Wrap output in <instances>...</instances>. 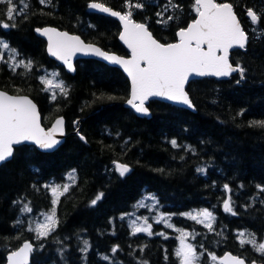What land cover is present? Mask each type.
Instances as JSON below:
<instances>
[{
    "label": "trees",
    "instance_id": "trees-1",
    "mask_svg": "<svg viewBox=\"0 0 264 264\" xmlns=\"http://www.w3.org/2000/svg\"><path fill=\"white\" fill-rule=\"evenodd\" d=\"M216 1L231 3L249 33L247 47L231 57L243 77L194 81L188 92L196 112L152 101L151 118L124 107L130 83L120 69L86 59L77 62L72 75L49 57L46 41L35 34L36 28L53 25L104 50L128 55L119 41L120 22L90 7L100 2L125 13L126 0H25L28 7L14 21L6 20L8 5L0 4V25H10L0 26V39L22 61L19 67L0 63V89L31 96L45 127L64 116L68 131L65 144L55 152L22 145L0 166V264L23 242L36 238L29 230L31 215L53 207L57 226L35 241L31 264H181L173 232L133 234L125 216L147 192L175 214L177 226L195 233L199 264H213L210 254L219 258L226 251L264 263V252L241 245L239 236L252 234L259 241L264 236V0ZM132 3L144 5L142 10L131 8L132 17L147 24L163 43L176 41L177 31L197 17L194 0ZM13 4L22 7L20 0ZM249 9L258 15L257 24L248 17ZM157 12L164 13L165 23H157ZM29 63L30 69L24 67ZM54 71L67 89L66 96L56 92L55 100L42 83L44 74ZM117 163L130 171L121 176ZM51 181L68 183L55 205ZM226 201L232 212L224 210ZM25 203L31 213L22 211ZM199 209L214 210L211 231L188 217ZM163 228L156 225L155 232Z\"/></svg>",
    "mask_w": 264,
    "mask_h": 264
},
{
    "label": "snow or ice",
    "instance_id": "snow-or-ice-1",
    "mask_svg": "<svg viewBox=\"0 0 264 264\" xmlns=\"http://www.w3.org/2000/svg\"><path fill=\"white\" fill-rule=\"evenodd\" d=\"M44 3L45 0H40ZM131 8L143 9L142 3H132V0H126ZM172 0H168L171 5ZM0 4H7L5 15L6 20L14 21L17 15H23V9L28 7L25 0H20L22 9L17 12L13 0H0ZM168 5H165L166 10ZM92 9L118 17L123 22L124 31L120 39L123 40L131 49V59H123L114 55H109L95 48L92 45H85L79 37L70 36L66 32H58L54 29H45L42 35L48 37V51L51 55L63 60L69 70L74 71L71 57L77 52H91L97 56L103 57L114 64L121 65L131 77V98L127 103L135 109L137 113H147L145 101L149 97H163L169 101L182 103L192 107V103L185 92V83L189 76H216L228 77L233 72H240L243 77V69L234 67L229 62L230 49L238 47L244 49L248 40L247 33L242 29L238 19L234 13L233 6L230 3H217L216 0H194V11L197 14L186 28L178 31L179 42L162 44L153 38L151 32L143 23H137L132 19V11L129 10L125 14L114 11L106 7L102 3H91ZM173 8H179L174 5ZM15 13V15H14ZM247 15L251 18L253 24L259 22L258 15L251 9ZM157 23H165L164 13L157 12ZM173 16H168L171 21ZM3 28H8V23H3ZM15 26L14 24L12 25ZM39 31V30H38ZM8 50L13 55L14 51L10 46L0 41V51ZM3 57L0 56V60ZM141 65H144L143 67ZM15 67H19V63H14ZM31 68V64L24 65ZM48 87L53 86V81L44 79L42 81ZM55 88L60 90L61 95H67V89L62 82L55 84ZM56 93L52 92V99L55 100ZM63 119H57L55 125L48 131H45L40 124V115L37 106L27 97H19L8 95L0 92V162H4L13 156L14 145H20L23 142H33L41 149H52L60 141L56 139V134H63ZM81 139H84L81 137ZM173 147H178L175 140L171 141ZM116 169L123 176L130 171L125 164H116ZM198 171L204 172L206 169L200 168ZM45 187H48L45 185ZM227 185L225 188L227 189ZM68 191V187L64 186L63 192L60 186L51 187V195L53 197V205L57 204L59 197ZM264 191V188H261ZM100 199V196H97ZM153 199V198H149ZM93 204L96 200H93ZM224 210L232 212L230 203H224ZM23 212L31 213L32 209L28 204H24ZM232 214L235 215L233 212ZM189 218L197 223L204 224L205 227L212 230L211 221L214 219L213 213L207 209L196 213H189ZM161 219H164L161 217ZM207 221V223H206ZM160 220H157L159 223ZM55 207L51 213L44 215L42 222H37L35 231L40 238H46L50 232L55 230L57 226ZM172 227V225H167ZM152 225L144 220L143 225L137 226L133 222V234L144 232L152 235ZM163 235V233H159ZM191 235L190 233H182L181 246L176 251V255L180 258L181 264H195L198 259L195 247L192 244H186L185 239ZM241 245L248 243L257 250L264 252V243L257 245L255 238L245 239V233H239ZM195 239V236H192ZM85 245L87 242L85 241ZM33 248L31 243H25L19 250L13 252L9 256L11 264H29V254ZM113 251H116L114 249ZM213 261L217 260L215 255L211 256ZM220 264H244L243 259L232 255H226Z\"/></svg>",
    "mask_w": 264,
    "mask_h": 264
},
{
    "label": "water",
    "instance_id": "water-1",
    "mask_svg": "<svg viewBox=\"0 0 264 264\" xmlns=\"http://www.w3.org/2000/svg\"><path fill=\"white\" fill-rule=\"evenodd\" d=\"M216 2H217V1H216ZM95 3H100V2H95ZM217 3H218V2H217ZM224 3H229V2H224ZM230 4H231V3H230ZM231 5H232V4H231ZM105 6H106V5H105ZM106 7H109V6H106ZM109 8H110V7H109ZM112 10H113V9H112ZM233 10H234V8H233ZM91 11H93L94 13H99V14H103V15H106V16H109V17H113V18L117 19V20L120 22V25H121V32H120V35H119V41H120L121 44L126 48V50L128 51L129 55L126 56V55H121V54H119V53H117V52H114V51H107V50H104L101 46H99V45H97V44H95V43L87 42V41L82 37V35H80V34H78V33H72V32H70V31L60 29V28H58V27H56V26H53V25H46V26H43V27H38V28L35 29V34H36L38 37H40V38H42L43 40L46 41V50H47V53H48L49 57H50L51 59H53L54 61H56L57 63H59V65H61V66L65 69L66 72H68V73H70V74H72V75L76 74V71H77L76 64H77V62H78V61H81V60H86V59H94V60H97V61L103 62V63H105V64H107V65H109V66H111V67H115V68L120 69V70L125 74V76L128 78L129 83H130V93H129V97L127 98V100H126L125 103H124V107L133 110V112H134L138 117H140V118H146V117H147V118H151V117H152V112H151V110H150V108H149V105H150V103H151L152 101H161V102H164V103H168V104L174 105V106H176V107H180V108H183V109H187V110H189V111H192V112H196L195 106H194V104H193V102H192V100H191V97H190V95H189V92H188V87H189V85H190L192 82L197 81V80H199V79H201V78H214V79H216V80H218V81H223V80H228L229 78H231V76H233V75H235V74H240V72H238V71H237V72H233V73H232L230 76H228V77H216V76H211V75H208V76H196L195 74H193V75L189 76L188 81L185 83V92L187 93V95H188V97H189V99H190V101H191V103H192V107H189V106H187V105H184V104H182V103H178V102H175V101H169V100H167L166 98H163V97H149L148 100L145 101V107L148 109V112H147V113H137V112L135 111V109H133V108L127 103V101L131 98V87H132V85H131V77L128 76L127 72L124 70V68H123L121 65L114 64V63H112V62H110V61H108V60H105L103 57H101V56H97V55H95V54H93V53H91V52H87V53H86V52H82V51H77V52L71 57V62H72L73 68H74V71H72V70H69V69H68L67 65L64 64L63 60L58 59L57 57L51 55L50 52L48 51V46H49L48 37L45 36V35H42L41 33H42V31L45 30V29H54V30H56V31H58V32H62V33H63V32H66V33H68L70 36H76V37H79L80 40L83 41L85 45H92L93 47H95V48H99L101 51L106 52V53L109 54V55H114V56H117V57H120V58H123V59H131V49L128 47V45H127L123 40L120 39V37H121V35L123 34V31H124L123 22H122L118 17H114V16H111L110 14L100 12L99 10H96V9H92V8H91ZM114 11H115V10H114ZM117 12H118V11H117ZM234 13H235V11H234ZM121 14H124V13H121ZM235 15H236V17H237V19H238V22H239V24L241 25L242 29L247 33L248 40H249V33L243 28V26H242V24H241V22H240V20H239V18H238V16H237L236 13H235ZM248 17H249V16H248ZM196 18H198V17H196ZM249 18H250V17H249ZM132 19H133L135 22H137L134 18H132ZM250 19H251V18H250ZM137 23H140V22H137ZM190 23H191V22H190ZM190 23H189V24H190ZM143 24H145V23H143ZM189 24H188V25H189ZM145 25H146L148 31L151 32L153 38L156 39L159 43H162V44H165V45H166V44H169V43H163V42L159 41V40L154 36L153 32L148 28L147 24H145ZM185 28H186V27H185ZM38 30H39V31H38ZM248 40H247V42H246V46H245V48H246L247 45H248ZM177 42H179L178 32H177V40H176L175 42H171V43H177ZM245 48H244V49H245ZM244 49H240V48H238V47H234V48L230 49V52H229V62H230L234 67H238V66L235 65V64H233L232 61H231L232 53H233L234 51H236V50H244ZM141 66L143 67L144 65H141ZM239 68H240V67H239ZM240 75H241V74H240ZM0 92H4V93H6V94H8V95H12V96L27 97L28 99H30V100H31V101L37 106V110H38L39 115H40V124H41V127L45 129V131L50 130V129L55 125V122H56L57 119L62 118V119H63V122H64V123H63V130H64V131H63V134L61 135V134L57 133V134H56V137H55L56 139H58V140L60 141V143L57 144V145H55L52 149H41L38 145L34 144L33 142L28 141V142H23V143L20 144V145H14V146H13V148H14L13 156H14V153H15L16 148H17V147H20V146H22V145L35 146V147H36L39 151H41V152H44V153H52V152H55L56 150H58V149H59V148L65 143V141H66V139H67V136H68V133H67L68 131H67V121H66V119H65L64 116H59V117L55 118L54 121L51 123V125H50L49 127H45L44 124H43V118H42V114H41V111H40V107H39V105L37 104V102H36L31 96H29V95H25V94H13V93H10V92H8V91H6V90H3V89H0ZM78 122H79V121H77V123H78ZM75 133H78V130H77ZM13 156L10 157L8 160H6V161H4V162H0V166H2L3 164H5V163L11 161V160L13 159ZM120 164H124V163H120ZM125 165H126V164H125ZM127 166H128V165H127ZM129 169H130V168H129ZM127 173H128V172H127ZM25 243H31L32 248H33V250H34V246H33L32 242H31V241H26V242H23V243L21 244V246H20L18 249H16L15 251L19 250V249H20ZM33 250H32V252H33ZM15 251H12V252H10V253L8 254V256H7V262H6L5 264H11V262H10V260H9V256H11V254H12L13 252H15ZM32 252L29 254V264H31V262H32ZM226 255H232V256L238 257V258H240V259H243L244 264H264V263H261V262H258V261L247 262L243 257H241L240 255L234 254V253L231 252V251H226V252H224L223 254H221L220 257H219V262H220V261H221Z\"/></svg>",
    "mask_w": 264,
    "mask_h": 264
},
{
    "label": "rangeland",
    "instance_id": "rangeland-1",
    "mask_svg": "<svg viewBox=\"0 0 264 264\" xmlns=\"http://www.w3.org/2000/svg\"><path fill=\"white\" fill-rule=\"evenodd\" d=\"M21 8L22 7L19 5L17 11H19ZM0 41H3V40L0 39ZM10 49L13 50L11 47H10ZM13 51H14L15 55H13L8 50L0 51V56L3 57V59L0 60V63L3 62V61H7V62H9L12 65H14V63H19V64L22 63V61H20L18 59V55L16 54V51L15 50H13ZM43 79H49V80L53 81V86L52 87H48L47 86L49 89H51L52 91H55V93L60 91L58 88H55V84L56 83H58V82H62L63 83L62 78H61V74L59 72L54 71L52 73H45L44 76H43ZM63 85H64V83H63ZM57 185L60 186V189H61L62 192H63L64 186L68 187V183L64 184V183H59V182H56V181H51L50 184H49L50 190H51L52 186H57ZM150 197L153 198V199H149ZM201 210H204V209L194 210L192 212H188V214L189 213H193L194 214V213L199 212ZM207 210H209V211H211L213 213V217L215 219L214 210H212V209H207ZM51 211L32 214L31 215V219L29 221L30 228L35 229L37 222H42L43 218H44V215H47V214L51 213ZM125 217L128 220V222H129V224H130L132 229H133V222L134 221H135V224L137 226H141V225H143L144 220L147 219V222L152 225V228H151L152 235H154V234L159 235V233L166 234V233L173 232V234H175V236L177 237V241H178V247L177 248L178 249L181 246L182 233H184V232L190 233L191 235H189L185 239V243L186 244H192L193 246L195 245L194 247H195V250H196V246H197L196 241H195L196 239L192 238V236H195V233L193 231L189 230V229H185V228H183L181 226H177L175 224V222H174L175 214H173L172 212L167 210L165 207H163V205L161 204L159 198L153 193L147 192L143 196V198L136 204L134 210L131 211L130 213H128ZM161 217H163L164 219H161ZM188 217H189V215H188ZM157 220H160V222L157 223ZM212 221H211V223H212ZM206 223H207V221H206ZM169 224L172 225V227H168L167 225H169ZM156 225H160L161 227H164V228L161 229V231L155 232ZM141 233H144V232H141ZM35 235H36V238H34L32 240L34 244H35L36 240L40 239V237L37 236L36 232H35ZM253 237L254 236H252V234H247L245 238L246 239L247 238L250 239V238H253ZM254 238H255V241H256L257 245L259 243H264V236L262 237V239L260 241L256 237H254ZM198 254L199 253H197V256H198ZM212 255H215V254L214 253L210 254L209 259L211 261H213L211 259ZM215 256L217 257V255H215ZM195 264H199V256H198V259L195 261ZM213 264H220L219 261H218V257H217V260L213 261Z\"/></svg>",
    "mask_w": 264,
    "mask_h": 264
},
{
    "label": "bare ground",
    "instance_id": "bare-ground-1",
    "mask_svg": "<svg viewBox=\"0 0 264 264\" xmlns=\"http://www.w3.org/2000/svg\"><path fill=\"white\" fill-rule=\"evenodd\" d=\"M110 8H111V7H110ZM111 9H112V8H111ZM113 10H114V9H113ZM115 11H116V10H115ZM118 12H119V11H118ZM120 13H121V12H120ZM75 132H76V131H75ZM75 132H74V133H75ZM67 133H68V132H67ZM75 134H77V133H75ZM67 137H68V136H67ZM65 142H66V141H65ZM64 144H65V143H64ZM26 241H31L32 244H33V246L35 247V245H34V243H33L32 240H26ZM26 241H25V242H26ZM20 246H21V245H20ZM18 248H19V247H18ZM18 248H17V249H18ZM14 251H15V250H14ZM11 252H12V251H11ZM7 256H8V255H7ZM6 262H7V260H6ZM31 263H32V262H31Z\"/></svg>",
    "mask_w": 264,
    "mask_h": 264
},
{
    "label": "flooded vegetation",
    "instance_id": "flooded-vegetation-1",
    "mask_svg": "<svg viewBox=\"0 0 264 264\" xmlns=\"http://www.w3.org/2000/svg\"><path fill=\"white\" fill-rule=\"evenodd\" d=\"M127 11H129V10H127ZM127 11H126V12H127ZM131 11H132V10H131ZM126 12H125V13H126ZM132 18H133V17H132ZM187 26H188V25H187ZM187 26H186V27H187ZM184 28H185V27H184ZM181 29H182V28H181ZM179 30H180V29H179ZM179 30H178V31H179ZM178 31H177V32H178ZM120 32H121V31H120ZM174 42H175V41H174ZM128 55H129V54H128ZM126 56H127V55H126Z\"/></svg>",
    "mask_w": 264,
    "mask_h": 264
}]
</instances>
